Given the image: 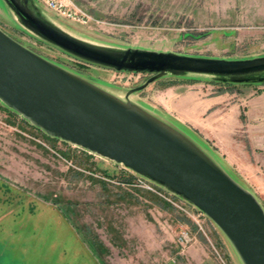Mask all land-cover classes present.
<instances>
[{
    "label": "rangeland",
    "instance_id": "rangeland-1",
    "mask_svg": "<svg viewBox=\"0 0 264 264\" xmlns=\"http://www.w3.org/2000/svg\"><path fill=\"white\" fill-rule=\"evenodd\" d=\"M64 1L80 19L59 16L45 4L38 6L65 33L94 45L226 60L264 56V22H248L241 8L242 3L258 8L264 0ZM16 21L0 0V29L8 36L116 97L124 99L126 92L152 77L75 59ZM202 86H215L207 93L226 92L242 105L235 138L245 156L233 145L229 152L233 166L222 164V152L211 141L162 111L164 97L175 101L179 93L199 91ZM263 87L215 84L205 76L165 75L130 100L172 122L208 150L264 211V150L255 149L256 144L246 138L248 127L251 131L260 123L255 119L248 123L246 111ZM140 180L124 165L48 136L0 102V264H165L187 247L179 241L184 229L202 238L216 259L213 246L227 264H241L211 219L201 218V231L191 216L162 196L168 195L163 188L152 183L154 191L148 190ZM226 246L235 262H230Z\"/></svg>",
    "mask_w": 264,
    "mask_h": 264
},
{
    "label": "water",
    "instance_id": "water-1",
    "mask_svg": "<svg viewBox=\"0 0 264 264\" xmlns=\"http://www.w3.org/2000/svg\"><path fill=\"white\" fill-rule=\"evenodd\" d=\"M2 1L22 28L75 59L152 77L121 99L0 29V102L48 136L124 165L197 207L228 239L241 264H264V211L253 195L181 128L130 100L165 75L264 84V56L226 60L94 45L57 27L35 0Z\"/></svg>",
    "mask_w": 264,
    "mask_h": 264
},
{
    "label": "crops",
    "instance_id": "crops-1",
    "mask_svg": "<svg viewBox=\"0 0 264 264\" xmlns=\"http://www.w3.org/2000/svg\"><path fill=\"white\" fill-rule=\"evenodd\" d=\"M241 8L247 15L248 22H264V2L260 7L252 9L242 3ZM202 88V91L199 88V91L192 89L179 93L178 99L175 101L167 100L164 97L162 111L173 122L187 127L200 138L211 141L218 152H222H220L223 157L222 164L229 166L232 164L229 152L233 151L235 145L242 150L243 156H245L244 147L237 145L235 138L242 105L226 92L216 91L214 95L208 94L210 90L216 88L215 86H202ZM258 93L256 103L247 108L246 113L248 123L254 119L260 123L251 131L248 127L246 138L252 146L256 144L255 149L264 150V87ZM226 248L231 262L234 260L233 253L229 246ZM177 256V259L172 258L165 264H220L215 257L210 255L203 239L198 236L184 250L177 252Z\"/></svg>",
    "mask_w": 264,
    "mask_h": 264
},
{
    "label": "built area",
    "instance_id": "built-area-1",
    "mask_svg": "<svg viewBox=\"0 0 264 264\" xmlns=\"http://www.w3.org/2000/svg\"><path fill=\"white\" fill-rule=\"evenodd\" d=\"M35 1L38 2L39 4H43V5L45 4L46 8L55 12L56 14L58 13L59 16H64V17H68V18L72 17V19H80L81 18V16L78 13H76L72 7H67L68 5L65 3L64 0H35ZM127 74H130V73H127ZM132 74H134V73H132ZM140 178H141L140 184L142 186H144V188L154 191V186H152L153 184L150 181H148L147 179H145L144 177H141V176H140ZM159 188H161V187H159ZM166 192L168 193L167 197L164 195H162V196L167 201L171 202V204H173L177 209H179L183 213L191 216V218L198 225V228L201 231H203V227L201 225V218L203 216H205V214L203 212H201L200 210H198L197 207H196V209H197L196 211H192V209H190L186 205V202L184 200H179V201L174 200L175 195L171 194V192H168V191H166ZM194 239H195V237L191 235L190 231L185 230V229L181 232V234L179 236L180 244L183 247L190 245ZM213 249L215 251V255L217 257L218 262L220 264H227L225 258L223 257V255H221L219 253L217 248H215L213 246Z\"/></svg>",
    "mask_w": 264,
    "mask_h": 264
},
{
    "label": "trees",
    "instance_id": "trees-1",
    "mask_svg": "<svg viewBox=\"0 0 264 264\" xmlns=\"http://www.w3.org/2000/svg\"><path fill=\"white\" fill-rule=\"evenodd\" d=\"M215 84H218V83H220L219 81L218 82H215V81H213ZM223 84V83H222ZM232 84V83H231ZM231 84H227V85H231ZM128 182V181H127ZM129 183V182H128Z\"/></svg>",
    "mask_w": 264,
    "mask_h": 264
}]
</instances>
